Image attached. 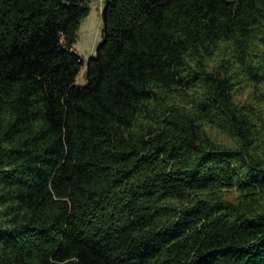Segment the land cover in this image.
I'll list each match as a JSON object with an SVG mask.
<instances>
[{"label": "trees", "instance_id": "1", "mask_svg": "<svg viewBox=\"0 0 264 264\" xmlns=\"http://www.w3.org/2000/svg\"><path fill=\"white\" fill-rule=\"evenodd\" d=\"M0 0V264H264V0Z\"/></svg>", "mask_w": 264, "mask_h": 264}, {"label": "rangeland", "instance_id": "2", "mask_svg": "<svg viewBox=\"0 0 264 264\" xmlns=\"http://www.w3.org/2000/svg\"><path fill=\"white\" fill-rule=\"evenodd\" d=\"M104 0H91L90 12L81 21L77 41L73 45V49L80 54L85 64L81 73L77 77V84H84L86 71V62L89 58L94 57L98 46L102 42V9Z\"/></svg>", "mask_w": 264, "mask_h": 264}, {"label": "water", "instance_id": "3", "mask_svg": "<svg viewBox=\"0 0 264 264\" xmlns=\"http://www.w3.org/2000/svg\"><path fill=\"white\" fill-rule=\"evenodd\" d=\"M84 77H85V78L87 77V71L84 72Z\"/></svg>", "mask_w": 264, "mask_h": 264}]
</instances>
